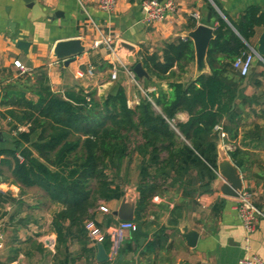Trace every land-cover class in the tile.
Returning a JSON list of instances; mask_svg holds the SVG:
<instances>
[{"label": "trees", "instance_id": "trees-1", "mask_svg": "<svg viewBox=\"0 0 264 264\" xmlns=\"http://www.w3.org/2000/svg\"><path fill=\"white\" fill-rule=\"evenodd\" d=\"M209 10L215 26L206 54L208 74L182 82L195 55L190 39L176 38L166 42L160 54L138 53L136 63L149 77L141 81L145 95L138 104L129 105L122 83L115 82L98 98L91 89L56 94L42 78L35 90L36 104L24 100L20 119L7 112L10 119L28 125V131L16 132L13 150H0L4 157L0 164L10 169L15 184L25 189L36 187L47 201L62 207L51 222L56 235L52 264H97V246L89 242L83 225L92 220L104 227L95 221V214L101 205L123 198L124 189L113 178L120 175L125 162L128 171L134 160L137 175L132 221L136 230L131 232L136 247L144 237L141 227L153 201L168 195L180 197L169 211L167 228L161 227L146 244V249L159 250L168 239L166 229L179 233L183 216L199 207L197 199L214 192L219 143L226 142V137L233 141L228 156L243 170L249 161L248 152L242 149L244 140L260 143L264 138V127L254 125L243 132L240 144H235L241 119L237 103L244 99L241 83L249 75L240 77L232 68L236 58L256 47L254 40L264 28V11L250 6L236 22L227 19L234 32L212 7ZM195 28V22L188 25L190 31ZM257 66L264 68L260 62ZM102 68L112 66L103 62ZM153 81L166 82L167 90L148 93L146 86ZM12 97L7 91L4 99ZM180 113L188 115L186 122L176 121ZM15 129L12 126L10 131ZM170 198L166 201H172ZM6 201L14 200L0 194V203ZM224 205L223 199L212 205V218H219ZM114 223L109 216L105 227ZM73 244L79 246L77 252L70 249ZM101 246L109 251L107 238ZM131 246L125 247L129 251Z\"/></svg>", "mask_w": 264, "mask_h": 264}, {"label": "crops", "instance_id": "crops-1", "mask_svg": "<svg viewBox=\"0 0 264 264\" xmlns=\"http://www.w3.org/2000/svg\"><path fill=\"white\" fill-rule=\"evenodd\" d=\"M141 1L143 0H118L113 14L107 15L98 9L94 0H33L32 9L26 8L23 0H0V150H13L16 132L28 131V125L18 119L21 118L24 100L37 103L35 90L40 79L44 78L51 91L56 94L91 89L96 90L98 98L103 97L115 82L122 83L127 90L129 105L132 106L138 104L140 98L145 95L140 84L148 79L140 81L135 78L137 89L133 88L131 78L121 68L122 65L128 66L126 58L131 54L119 48L121 43L134 47L136 60L139 52L160 54L166 42L185 38L190 32V23L195 22L196 26L203 24L210 28L215 26V19L209 10V7L213 8L210 0H177V11L155 25H146L142 21L139 7ZM211 1L225 19L232 22H236L239 15L250 6H258L264 11V0ZM193 15H197L198 19H194ZM261 31L254 40L255 45ZM108 34L115 37L116 41L114 52L111 54L102 45L97 48L93 46L94 42ZM72 39L81 40L85 52L64 67L54 58L53 49L56 43ZM20 42L27 44V47H19ZM15 60H19L27 68V72L21 73L15 68ZM103 62L110 64L112 69L102 68ZM192 68L193 72H190ZM113 70L117 71L115 80H111ZM251 70L249 76L241 83L244 99L237 103L241 119L236 145L240 144L243 132L250 130L254 125L264 127V95L258 92L264 85V68L254 66V71ZM188 74L189 79L182 82L197 77L195 64L190 66L185 77ZM203 74H208V71ZM166 84L148 82L147 91L153 90L157 95L160 90H167ZM7 91L12 94V99H4ZM8 111H12L18 119H10ZM187 120L186 113H180L176 117L177 122L184 123ZM12 126L16 129L10 131ZM243 144L246 146L242 149L248 152L249 159L244 167L248 168L253 157L264 154L259 150L264 146V138L260 143L246 139ZM233 145L229 137H226V142L219 143L218 163L226 160L234 165L228 156ZM23 147L28 145L24 144ZM17 156L22 160L19 154ZM238 171L241 172L240 169ZM242 182L243 186L248 185L254 190L253 194L258 195L254 203L259 204L262 211L264 187L245 183L243 179ZM136 184L137 175L134 172L131 186L122 198L127 205L124 213H128L130 208L133 220L138 198ZM224 184V180L216 173L214 192L197 199L199 207L183 216L178 225L179 233L173 232L171 227L166 229L168 239L162 243L159 250L146 249V244L152 242L153 235L161 227L167 228L169 211L174 204L180 202V197L172 195L170 202L166 201L167 198L154 200V207L149 211L146 224L141 227L144 237L138 240L137 247L131 242V233H128L125 240L127 244L132 245V250L123 248L118 259L109 263L108 252L97 248L96 262L140 264L146 260L147 264H178L180 261L184 264H238L240 259L248 255H255L264 262V217L259 219L255 232L246 240L245 232L236 216V199L224 197L221 193ZM0 194L14 200L0 203V249L13 247L17 240L23 241L24 237L36 240L44 234V238L49 240L47 243H54L56 235L51 222L53 215L62 209L60 205L47 201L42 191L36 187L25 189L15 184L10 169L1 164ZM122 199L103 204L108 213L97 211L95 221L103 223L109 216L113 222L119 221L113 216V212L119 210ZM220 199L225 200V205L219 218L215 219L212 218L211 207ZM159 206H162V209ZM184 227L199 234L193 248L187 247L182 237ZM107 228L104 226L102 229L105 231ZM12 232L17 238L6 239L7 234L11 235Z\"/></svg>", "mask_w": 264, "mask_h": 264}, {"label": "built area", "instance_id": "built-area-1", "mask_svg": "<svg viewBox=\"0 0 264 264\" xmlns=\"http://www.w3.org/2000/svg\"><path fill=\"white\" fill-rule=\"evenodd\" d=\"M94 1L98 9L107 15L113 14L118 2V0ZM139 7L144 24L155 25L163 22L169 15L177 11V0H143L140 2ZM193 18L197 20L198 16L193 15ZM115 42V37L108 34L101 40L94 42L93 46L97 48L102 45L111 54L114 52ZM256 61L264 63L257 55L255 49L249 48L246 53L236 58L232 64V68L240 77H246ZM13 66L21 73L27 72V68L19 60H15ZM121 68L136 83L135 76L132 70H129V66L122 65ZM116 75L117 71L113 70L111 80H115ZM151 92L153 90L148 91V93ZM148 99L150 100V98ZM223 137L224 134H221V138ZM236 203V216L245 232L246 240H248L255 232L259 219L262 218L261 210L255 206L252 192L244 187L239 193ZM98 211L104 214L108 213V210L103 205L98 208ZM83 226L87 239L93 246L101 245L105 238L108 239L110 243L108 251L109 260H113L118 256L126 235L136 230L135 224L130 221H116L105 231L99 228L92 220H86ZM238 264H264V262L255 255H248L240 259Z\"/></svg>", "mask_w": 264, "mask_h": 264}, {"label": "water", "instance_id": "water-1", "mask_svg": "<svg viewBox=\"0 0 264 264\" xmlns=\"http://www.w3.org/2000/svg\"><path fill=\"white\" fill-rule=\"evenodd\" d=\"M26 5V8L32 9L34 6L33 0H23ZM211 5L214 10L221 16V18L227 23V25L235 32L232 25L225 19V17L221 14V12L217 9V7L210 0ZM211 14H209V19ZM209 21V20H208ZM214 29L210 28L206 25L200 24L197 25L196 28L187 33L186 38L190 39L195 55V71L196 75L199 76L203 74V72L208 71L206 65V54L207 49L210 45V42L213 39ZM19 47H27V44L20 42ZM119 48L128 51L131 55L126 58V64L129 67H132V73L136 79H148L147 73L144 71L140 63H136L134 59L135 49L134 47L121 43ZM257 55L264 62V28L258 36L256 47L254 48ZM85 47L83 42L79 39H72L61 41L55 44L53 49L54 58L61 63L62 66L67 67L71 62L75 60L76 57L84 54ZM264 64V63H263ZM2 135V125L0 123V142ZM217 174L220 176L225 184L221 189V193L224 197L238 199L239 193L243 188L242 178L236 166L232 165L229 161L219 162L217 165ZM127 207L125 199H122L121 206L118 211L113 212V216H115L119 221H131L133 220V212L128 209V213H124V209ZM262 217H264V209L261 211ZM182 237L184 238L187 247L193 248L196 246L197 240L199 238V234L196 231H190L187 227L182 229ZM98 249H102L101 245H97ZM178 264H184L182 261L178 262Z\"/></svg>", "mask_w": 264, "mask_h": 264}, {"label": "rangeland", "instance_id": "rangeland-1", "mask_svg": "<svg viewBox=\"0 0 264 264\" xmlns=\"http://www.w3.org/2000/svg\"><path fill=\"white\" fill-rule=\"evenodd\" d=\"M259 64L258 61L255 62L254 66H257ZM254 66L251 70L253 72ZM193 72V68L190 69V72ZM252 74V73H251ZM189 74L188 76H184L182 80H188L189 79ZM132 85L134 89H137V84L132 81ZM259 94L264 95V85L263 87L258 91ZM260 152H264V146L261 147ZM247 167V166H246ZM249 168V169H248ZM248 168H243V170H240V175L243 181L245 183H250V184H256L258 186H263L264 187V154L260 155L259 157H253L252 160L250 161L249 167ZM127 169V163L125 162L122 166V169L120 171V175L117 177H114V181L121 185L124 189V192L128 191V189L131 186L132 179H133V173L135 172V166H134V160L131 161V163L128 166V171ZM112 177L114 175H111ZM245 189L249 190L250 192L254 191L251 190V188L248 187V185L243 186ZM256 193V192H255ZM253 194V192H252ZM257 194H253V200L254 202L257 199ZM172 197V195L168 196ZM106 209L107 207L103 205ZM2 220V217L0 218ZM149 222H154V221H149ZM4 224V223H2ZM105 221L103 224L104 225ZM105 226V225H104ZM14 235V236H12ZM46 235V234H44ZM44 235L41 238H37L36 240L33 239H28L27 237H24L23 241L20 239L16 241L15 246L7 248V249H0V264H52V256L54 254V246H55V241L54 243L50 244L48 239L46 237L44 238ZM17 238L15 237V234L12 232L11 235L7 234L6 239H13ZM5 239V240H6ZM7 242V240H6ZM126 240L123 242L120 252L125 248L126 246ZM73 252H77L79 250V246L77 244H73L70 248ZM118 256L113 259V260H108L109 263L115 262ZM98 264V263H97ZM140 264H147V261L144 260Z\"/></svg>", "mask_w": 264, "mask_h": 264}]
</instances>
